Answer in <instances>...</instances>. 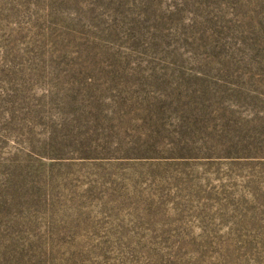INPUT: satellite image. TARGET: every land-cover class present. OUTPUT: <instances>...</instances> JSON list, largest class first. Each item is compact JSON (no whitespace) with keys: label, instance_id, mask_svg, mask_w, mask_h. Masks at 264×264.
Segmentation results:
<instances>
[{"label":"rangeland","instance_id":"1","mask_svg":"<svg viewBox=\"0 0 264 264\" xmlns=\"http://www.w3.org/2000/svg\"><path fill=\"white\" fill-rule=\"evenodd\" d=\"M0 264H264V0H0Z\"/></svg>","mask_w":264,"mask_h":264}]
</instances>
